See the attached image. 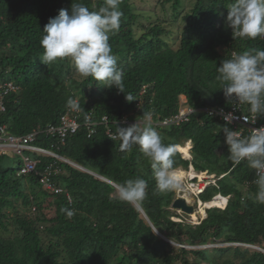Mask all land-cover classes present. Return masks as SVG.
Masks as SVG:
<instances>
[{"label": "trees", "instance_id": "16d2710c", "mask_svg": "<svg viewBox=\"0 0 264 264\" xmlns=\"http://www.w3.org/2000/svg\"><path fill=\"white\" fill-rule=\"evenodd\" d=\"M166 1L173 2L170 15L183 18L178 48L166 39L171 30L164 21L148 22L152 14L138 13L135 1L120 0V25L109 33V43L122 73L121 92L81 76L70 59L50 66L41 62L44 26L61 8L71 13L74 0H0V101L5 106L0 126L21 135L60 124L72 109L70 98L78 105L74 112L80 122L64 144L46 132L37 138L70 162L40 155L38 173L21 174L20 160L12 166L8 155L0 154V264H264V204L254 202L255 170L247 161L236 165L228 158L226 123L204 111L179 124L161 122L178 113L182 95L197 109L229 106L233 100L224 96L216 68L233 51L264 49V37H234L226 21L234 0H195L187 11L183 0L163 5ZM77 2L90 10L104 6V0ZM144 112L152 113L165 144L191 140V160L177 149L175 169L192 164L217 178L225 174L200 195L204 202L217 194L229 196L225 208L210 207L197 224L173 219L180 216L171 209L176 191L157 190L138 145L120 150L118 127L130 125L119 121L142 119ZM48 164L53 165L50 180L61 192L40 182ZM137 176L148 188L134 206L121 201L108 180L122 184ZM52 203L59 211L49 218L44 210ZM31 209L36 214L27 217ZM61 209L74 215L69 218Z\"/></svg>", "mask_w": 264, "mask_h": 264}, {"label": "clouds", "instance_id": "9594fccd", "mask_svg": "<svg viewBox=\"0 0 264 264\" xmlns=\"http://www.w3.org/2000/svg\"><path fill=\"white\" fill-rule=\"evenodd\" d=\"M119 4L120 0H104V6L90 10L74 0L71 13L61 8L43 28L41 62L50 66L70 59L81 76L92 77L95 81L104 82L105 86H114L124 92L122 73L109 43V33L120 25L122 12ZM228 9L226 21L234 37H264V0H234ZM216 71V79L221 83L226 99L248 105V110L254 115H264V49L252 48L242 53L233 51L231 58L223 59ZM126 99L129 102L134 100L131 95H126ZM67 104L72 108L78 107L71 98ZM225 120L223 132L230 153L228 158L236 165L247 161L248 166L255 170L253 183L258 191L254 202L264 204V125L253 128L249 135L242 137L239 131L228 126L232 124L231 117H225ZM152 121V113L144 112L142 119H137L130 126L118 127L120 150L130 151L138 145L151 164L157 190L161 193L176 191L183 183V177L174 168L173 157L177 147L163 142ZM147 188L148 182L137 176L117 184L116 193L121 201L138 206L145 199ZM61 211L66 212L69 218L74 215L73 210ZM156 231L153 230L154 233Z\"/></svg>", "mask_w": 264, "mask_h": 264}, {"label": "built area", "instance_id": "2783aa9c", "mask_svg": "<svg viewBox=\"0 0 264 264\" xmlns=\"http://www.w3.org/2000/svg\"><path fill=\"white\" fill-rule=\"evenodd\" d=\"M11 89H15L16 87L12 84L7 85ZM7 92V91H6ZM249 106L245 104H239L233 100V102L229 106H208L204 108H194L192 107L185 96H181L180 99V107L177 114L173 115L170 118H166L163 121H161L163 124L168 125L172 123L179 124L180 122L189 120L190 116L196 112L204 111L208 115L213 116L215 118H218L222 122L226 123L225 117H231L232 124H229L233 130H237L241 133L242 137L247 136L251 133L253 128H258L262 125H264V122L261 121V114H252L248 110ZM75 109L72 108L65 112L60 119V124L57 125H49L48 127H42L39 126L38 128L34 129L33 131L21 134V135H15L12 134L8 128L5 125L0 126V154L3 155H12L18 157L20 160L19 163V173L21 174H30V173H38L37 167L38 164L42 161L40 155H50L53 157H56L58 159L68 161L69 159H66L65 157L59 155L55 150L52 148H46L38 143L37 138L42 134L43 132H46V134L51 135L53 137H58L60 139V142L64 144L67 140V138L74 134L80 127V122L78 116L75 114ZM0 110L4 111L5 106L3 104L2 98L0 101ZM90 116L88 115L87 121H89ZM102 120L104 122H107L109 119L108 117H103ZM122 124H133L136 122L132 121L128 118V116L124 117L119 121ZM95 129L94 127H90V134L94 133ZM108 134L112 138H116L117 134L113 132L112 129H108ZM189 147V150L192 149V142L191 140L187 141L186 144ZM53 146V145H52ZM182 156L184 157L183 153ZM185 158V157H184ZM192 157L188 158L191 160ZM79 167L83 168L82 166L78 165ZM52 164H48L45 168L44 172L39 173L40 176V182L44 185L46 189L53 190L55 192H61V188L54 186V184L50 180V174L52 172ZM183 170L188 171L192 170V164L190 165L189 169H184L182 167L177 168L176 170ZM87 170V169H85ZM196 171V170H195ZM198 172V171H196ZM201 174H204V177H200L198 173H196L197 177H193L190 175V172L188 175H186L183 178V182L187 184L186 189L188 191H192L193 195L196 196L198 199L196 200L195 205L199 208L201 207L202 200L200 198V195L205 192V189L208 185L217 184V180L222 178L225 174L219 176V178L216 177V174H209L207 171L199 172ZM184 187H181L180 189L176 190L177 196H184L185 192L183 190ZM183 193V194H182ZM69 197V196H68ZM223 202V206L217 205L214 207H220L225 208L229 196H223L222 194H217L213 197V200H219L222 202V200H225ZM69 200L71 198L69 197ZM210 207H206L205 211L209 209ZM198 211V210H197ZM206 215V214H205ZM205 217V216H204ZM203 217V218H204ZM174 218V217H173ZM175 219V218H174ZM177 221H183V218L179 217L178 219H175ZM199 223V219L196 221Z\"/></svg>", "mask_w": 264, "mask_h": 264}, {"label": "rangeland", "instance_id": "374dc122", "mask_svg": "<svg viewBox=\"0 0 264 264\" xmlns=\"http://www.w3.org/2000/svg\"><path fill=\"white\" fill-rule=\"evenodd\" d=\"M132 1H135L136 10L138 13L140 11L142 13H145L146 15H150V14L153 15L152 18L150 20H148V22L149 21L154 22L156 20L155 22L162 24L161 21H164V23L162 25L168 27L171 30V32L168 35H166V39L170 43H172L175 48H178L180 46V34H181L182 26H183V18L180 17L179 19H176L170 15L172 10H173V6H172L173 2L166 1L165 5H163V1H165V0H132ZM194 1L195 0H183L184 6L186 7L184 11H187V9H190L192 7ZM156 8H157V11L154 12V10ZM136 28H137V31L140 30L139 26H137ZM138 33H140V32H138ZM180 146H182V145H178L177 148L180 149ZM180 150L182 151V149H180ZM13 155L14 154L9 155L6 162L9 165L17 166L19 159H18V157L13 156ZM186 172H188V171H186ZM204 176L205 175L200 176V177L202 178ZM188 192L187 193L190 196H192L193 203L195 204L196 200L198 198L195 197L192 194V192H190V191H188ZM176 198H177V194H176ZM32 209H31V212H27L25 214L27 217H32V213L36 214V211H32ZM171 209H172V206H171ZM198 209L199 208L197 207V210ZM44 211L49 218H52V217H55L57 215L59 210H58V208L55 209V207L52 203L50 206L46 207ZM173 211L176 212L178 215H180V216L175 215L174 216L175 219H178L179 217H181L185 220V222L192 223V224H197L196 221L198 219L200 221L205 216V214H203L202 212L199 213L200 210H198L195 212L198 216V219L195 220V218L193 216V214H195V213L187 214L181 210L180 211L173 210ZM15 226H17L16 223L13 226H11V228H14Z\"/></svg>", "mask_w": 264, "mask_h": 264}, {"label": "bare ground", "instance_id": "6f19581e", "mask_svg": "<svg viewBox=\"0 0 264 264\" xmlns=\"http://www.w3.org/2000/svg\"><path fill=\"white\" fill-rule=\"evenodd\" d=\"M178 145H182V144H178ZM178 145L176 146V147H178ZM178 149V148H177ZM180 149H182V151L180 150ZM180 149H178L181 153H183V155L186 157V159H188V158H190V156L192 157V154H191V151L189 150V147L187 146V145H182V146H180ZM188 157V158H187ZM189 172H190V175H192L193 177H197L196 176V173H198L200 176H203L204 174H201V173H199V172H196L195 171V169H194V167L192 166V170L190 171V170H188V172H185V171H183L182 169L181 170H179L178 171V173L184 178L186 175H188L189 174ZM182 187H187V184L185 183V182H183L182 183ZM180 191H182L181 189H180ZM190 191V190H189ZM183 192H185L184 194H185V198L189 201V202H191V203H193V198H192V196H190L188 193V189H184L183 190ZM188 192V193H187ZM190 192H192V191H190ZM193 193V192H192ZM183 194V193H182ZM196 197V196H195ZM226 201V199L225 200H222V202L221 201H219V200H211V201H207V202H204V201H202V204H201V207H199V209L198 210H200L199 211V213H203V214H206V211H205V208L206 207H214V206H217V205H220V206H223V202H225ZM202 214V215H203ZM193 216H194V218H195V220H197L198 219V216H197V214L195 213V214H193Z\"/></svg>", "mask_w": 264, "mask_h": 264}, {"label": "water", "instance_id": "95a60500", "mask_svg": "<svg viewBox=\"0 0 264 264\" xmlns=\"http://www.w3.org/2000/svg\"><path fill=\"white\" fill-rule=\"evenodd\" d=\"M108 181L114 185H117L110 180ZM172 209L177 211L181 210L187 214H193L196 212V205L189 202L184 196H177V198L172 203ZM252 247L257 248L256 246H252Z\"/></svg>", "mask_w": 264, "mask_h": 264}]
</instances>
